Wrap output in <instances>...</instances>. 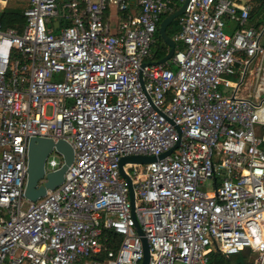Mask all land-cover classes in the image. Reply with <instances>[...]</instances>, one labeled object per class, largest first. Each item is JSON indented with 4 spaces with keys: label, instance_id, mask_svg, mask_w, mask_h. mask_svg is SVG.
Here are the masks:
<instances>
[{
    "label": "built area",
    "instance_id": "built-area-1",
    "mask_svg": "<svg viewBox=\"0 0 264 264\" xmlns=\"http://www.w3.org/2000/svg\"><path fill=\"white\" fill-rule=\"evenodd\" d=\"M9 1L0 13L23 21L11 32L0 20V264H142L136 218L149 264H212L215 250L264 264V24L248 25L251 7ZM178 1L174 54L155 63ZM33 137L74 149L64 181L37 201L25 195ZM131 155L156 158L123 165L134 210L121 171ZM63 162L54 148L38 186Z\"/></svg>",
    "mask_w": 264,
    "mask_h": 264
},
{
    "label": "water",
    "instance_id": "water-1",
    "mask_svg": "<svg viewBox=\"0 0 264 264\" xmlns=\"http://www.w3.org/2000/svg\"><path fill=\"white\" fill-rule=\"evenodd\" d=\"M186 4L187 2H184L177 11L166 16L160 23L158 29L159 34L161 38L164 40V42L168 44L170 49L163 58H161L159 61L155 63H163L173 56L176 43L168 35L167 28L179 15H181L184 12ZM178 145L179 142L175 147H177ZM54 148L62 154L64 162L58 170L54 172H50L47 175V181L44 184L38 186L39 180L42 179L45 175L44 167H45L46 159L49 153ZM172 150L173 149H170L166 153L162 154L161 157H165L166 155L170 154ZM28 157H29V167H27L28 179L25 187V195L31 201H37L40 197L44 196L47 193L48 189H55L64 181L65 171L67 170V168L74 159V149L70 143H68L63 139L54 141L52 138L33 137L29 142ZM155 159H156L155 156L147 157L143 155L125 156L121 159V171L122 174L127 178L130 187V197H131V204L133 206V210L135 206L134 188L132 185L131 178L125 173L123 169V165L127 162L148 163L154 161ZM136 227L139 234L142 235V241L144 246V257L142 260V264H149L150 261L149 243L147 241V238L144 237V233L137 218H136Z\"/></svg>",
    "mask_w": 264,
    "mask_h": 264
},
{
    "label": "trees",
    "instance_id": "trees-1",
    "mask_svg": "<svg viewBox=\"0 0 264 264\" xmlns=\"http://www.w3.org/2000/svg\"><path fill=\"white\" fill-rule=\"evenodd\" d=\"M108 15H109V13L107 11L105 14V18ZM251 17H252V19H257V22H256L257 25L264 23V1L262 2V5L260 6V8L254 14H251ZM0 20L2 21V23L5 27H7V26L14 27L16 25V23L23 21V17L21 15L20 11L14 9V7H13V8H8V9L4 10L2 13H0ZM176 22H177V19H175L174 22L167 28V33L170 36H172L176 32V30H178V28L176 27ZM157 39H158V42L155 45V48L157 49V52H156L157 55L155 57L157 59H161L166 55V53L168 52L169 49H168L167 44L161 38L159 32L157 33ZM236 255L238 257L243 258L244 261H246V262H251L249 254H246V253H239V254H235V255H231V256H227L224 254L225 258L228 261L232 260L233 257ZM213 258H214V252H212L210 254V261L212 264H213Z\"/></svg>",
    "mask_w": 264,
    "mask_h": 264
},
{
    "label": "rangeland",
    "instance_id": "rangeland-1",
    "mask_svg": "<svg viewBox=\"0 0 264 264\" xmlns=\"http://www.w3.org/2000/svg\"><path fill=\"white\" fill-rule=\"evenodd\" d=\"M178 3L180 5L182 4V2H180V1H178ZM17 4H18V2L14 1V0L8 2V5L11 7H13ZM106 20L107 21L110 20L111 32L116 33L118 26H119V16L117 14V8L114 4H110V14L106 17ZM59 159H61V158L59 157ZM250 260H251V262H253L252 256H250ZM251 262H246V261H244L243 258L238 257L237 255L234 256L232 260L228 261L221 251H219V250L214 251L213 264H251Z\"/></svg>",
    "mask_w": 264,
    "mask_h": 264
},
{
    "label": "crops",
    "instance_id": "crops-1",
    "mask_svg": "<svg viewBox=\"0 0 264 264\" xmlns=\"http://www.w3.org/2000/svg\"><path fill=\"white\" fill-rule=\"evenodd\" d=\"M264 0H241V3H243V4H245V5H248V6H250L251 7V14H254L259 8H260V6L262 5V2H263ZM178 6H179V3H178ZM168 16V15H167ZM166 16H164L163 18H165ZM177 19V18H176ZM109 22H110V20H108ZM174 22V21H173ZM172 22V23H173ZM257 19H252V17L250 16V21L248 22V25H250V26H255V27H259V26H261L262 24H264V23H262V24H260V25H257ZM171 23V24H172ZM170 24V25H171ZM169 25V26H170ZM168 26V27H169ZM176 27L179 29V25H178V19H177V22H176ZM117 31H118V29H117ZM178 30H176V32H177ZM175 32V33H176ZM174 33V34H175ZM174 34L172 35V36H174ZM169 35V34H168ZM170 36V35H169ZM171 37V36H170Z\"/></svg>",
    "mask_w": 264,
    "mask_h": 264
},
{
    "label": "bare ground",
    "instance_id": "bare-ground-1",
    "mask_svg": "<svg viewBox=\"0 0 264 264\" xmlns=\"http://www.w3.org/2000/svg\"><path fill=\"white\" fill-rule=\"evenodd\" d=\"M9 30H10L11 32H14V28H13V27H9Z\"/></svg>",
    "mask_w": 264,
    "mask_h": 264
}]
</instances>
